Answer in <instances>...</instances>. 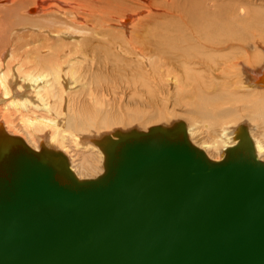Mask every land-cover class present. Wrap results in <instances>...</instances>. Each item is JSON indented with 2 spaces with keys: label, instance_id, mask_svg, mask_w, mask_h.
<instances>
[{
  "label": "bare ground",
  "instance_id": "1",
  "mask_svg": "<svg viewBox=\"0 0 264 264\" xmlns=\"http://www.w3.org/2000/svg\"><path fill=\"white\" fill-rule=\"evenodd\" d=\"M237 1L29 0L22 7L20 0H0V154L17 139L48 161L60 181L69 175L79 181L96 179L118 149L119 138L154 132L159 126L168 137L185 136L209 161L250 148L264 162V8L249 10ZM249 26L259 32L249 34ZM148 33L150 40L142 36L140 45H133L140 47L134 59L141 55L140 63L149 67L142 65L144 72L132 75L130 85L138 89L134 100L152 105L169 97L187 107L184 93H196L197 116L210 122L199 140L195 135L202 132L181 119L146 129L125 128L130 123L117 121L116 114V123L98 126V120H105L99 119L104 116L98 107L112 83L96 84L97 70L121 62L117 50L124 42L131 44ZM106 35L118 41L116 50L96 64V51ZM230 70L235 74L225 82ZM236 112L247 113L249 123L229 124ZM97 126L103 130H89ZM21 147L11 146L9 156Z\"/></svg>",
  "mask_w": 264,
  "mask_h": 264
},
{
  "label": "water",
  "instance_id": "2",
  "mask_svg": "<svg viewBox=\"0 0 264 264\" xmlns=\"http://www.w3.org/2000/svg\"><path fill=\"white\" fill-rule=\"evenodd\" d=\"M158 128L119 138L84 181L10 140L0 264H264V162L250 148L209 161Z\"/></svg>",
  "mask_w": 264,
  "mask_h": 264
},
{
  "label": "rangeland",
  "instance_id": "3",
  "mask_svg": "<svg viewBox=\"0 0 264 264\" xmlns=\"http://www.w3.org/2000/svg\"><path fill=\"white\" fill-rule=\"evenodd\" d=\"M18 4H20L23 7L24 5H28L29 4V0H20V2ZM239 5L240 6L247 5L246 7H249V10H252V9H255V8L257 9L258 7L264 8V0H258V1L257 0H239V1H237V6H239ZM251 7H253V8H251ZM17 9H19V8H17ZM17 17H20V16L17 15ZM106 20H108V17L107 16H106ZM257 31L258 30H256V32H255V29L253 30V28L251 26H249V34L257 33ZM148 34L147 35L146 34H143V35L140 34L141 35L140 37H136V38H134L135 40L134 39L131 40V42H132L131 44L130 43H127L125 41L124 44H123L124 45L123 46L124 48L122 50H117V52L120 54V56L122 57L123 60H121V62H116L118 64L112 63V65L114 64L115 66H111V64H107V68L108 69L106 67L103 69V67H102V70L101 69L100 70H97V73L98 72L99 73L98 74H95L96 84H98V82H100L99 84H103V83L104 84H109V83H112V86H111L112 88L111 87L109 88L111 91L105 92V94L108 93L107 94L108 97H107V95L105 96V102H103L104 104L103 105L101 104L102 105V106L100 105L101 107L100 106L99 107L97 106L102 111L101 112L99 109H97L98 112L100 111V113H98V114H103V116L105 117L104 118L101 115L103 118H99V119H105V120H103V121L102 120H98L99 122H97V123H100V124H98V126L101 125L100 127H104V125L106 124L105 127H107L108 125H110L113 122L116 123L115 121H113V119L115 120V118H113V117L114 116L117 117L119 115L122 118L117 117V119H116L117 121H121L120 119H122L121 122H123V123L125 122V124H127V122L130 123L125 128H130V127L135 126V127L141 128V129H146L147 127H149L151 125H155V124H159V123H165V124H167L169 120H170V122H172L174 120H180L181 119L183 121L186 120V122H187V120L188 121H192L195 124V126L197 127L196 130H199V132L200 131L202 132L200 135H198V133H196V135H195V139L196 140H199L200 137L205 136V132L204 131L206 130V127L208 126V124L210 122L208 120H207V122H205L202 119L198 118V116H197V112L199 111V108L197 107V96H196V93H192V95L190 97L187 96V93L186 92L184 93V95L186 96L187 104H188L187 107H182V105L178 104L177 102H175L174 99L169 98V97H166L165 99H163L161 101L160 100H157L156 101L157 104L156 103H153L152 105L147 104L146 102L143 103L142 101L134 100L135 97H136V94L138 92L137 91L138 89L135 90L133 88V85L134 84H131L130 85V80L132 79V75H133V73H137V72H141V71L143 73L144 72L143 71V68L145 70H147L146 68L148 66L145 63H140L143 60V59H141L142 58L141 55H139V56L137 55L139 57L138 58L139 60H137V59L135 60L134 59L136 57L135 54H137V52L139 53V50H140V49H137V48H140V47H136V49H133V45L135 44V46H139L140 44L138 42L140 41L139 39L142 36L143 37H146L145 40H150L151 39V36H150V34L148 36ZM108 35L110 36L111 34L109 33ZM108 35H106V37H104L103 39L100 40L101 45H99V50L96 51L95 60H93L94 62H97L96 64H99L98 61L104 60L106 56H111L110 54L113 53L112 51H115L116 50L114 48V45L117 44L118 41L114 42L115 41V38H113L112 40H110ZM112 35H115V33H113ZM263 36H264V33H263ZM123 37L127 39L126 35L123 36ZM23 38L24 39H28L29 36L25 35ZM134 41H136V42H134ZM102 44L104 46L106 45V47L104 48V46ZM129 44L131 46H129ZM186 45L187 44H182V47H185ZM106 51H107L108 54H106ZM126 51L128 52V54H127ZM129 54H131V55H129ZM104 55H105V57H104ZM134 55H135V57H134ZM109 58H111V57H109ZM129 61H131V62L129 63ZM137 61H139V62H137ZM126 62H127V65H126ZM96 64L93 66L94 68H96ZM120 64H121V66H120ZM128 65L131 66L130 69H129V66ZM142 65L143 66L145 65V66L143 67ZM127 67H128V70L126 69ZM111 68L115 69V71H112ZM133 68H134V70H133ZM139 68H141V69L139 70ZM124 69H126V70H124ZM105 70L107 71V73H105ZM148 70H149V67H148ZM112 72H114V75H113ZM233 74H235V71L234 70H230L228 72V74H226V77H225L224 81L225 82H229L233 78ZM115 76H118V77H116V80H114ZM120 77H122V79ZM127 78H129V79H127ZM126 81H127V83L129 82L128 83L129 86L127 85ZM114 84H115V86L117 85V87L114 88V86H113ZM130 86H131V88H129ZM163 91L170 93V96L173 93L172 90L164 89ZM110 103H112V104H110ZM101 108H103V109H101ZM103 112L106 113V114H104ZM109 112H110V115H108ZM112 112H113L114 115L111 116ZM116 114H117V116H116ZM143 115H144V117L145 116L146 117L144 118ZM236 115H238V116H236ZM109 116H110V118H109ZM231 117H230L231 119H229L230 120L229 124H234L235 122H238V121L248 122L249 120L247 118H245V117H250V116L247 113H245V112H242V113L241 112H236V113L232 114ZM155 118H157V120ZM105 121H106V123H105ZM98 126H97V128L92 127L91 129L89 127V130L95 131L97 129H100V127H98ZM118 126H120V125H118ZM100 130H103V129H100ZM74 159H75V161L79 162L77 156H75Z\"/></svg>",
  "mask_w": 264,
  "mask_h": 264
}]
</instances>
